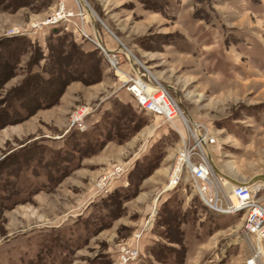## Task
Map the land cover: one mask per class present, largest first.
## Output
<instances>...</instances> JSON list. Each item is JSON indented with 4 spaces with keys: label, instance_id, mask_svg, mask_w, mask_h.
<instances>
[{
    "label": "rangeland",
    "instance_id": "1",
    "mask_svg": "<svg viewBox=\"0 0 264 264\" xmlns=\"http://www.w3.org/2000/svg\"><path fill=\"white\" fill-rule=\"evenodd\" d=\"M62 1L71 22L35 31L59 0H0V40L21 38L0 84V264H118L135 247L126 264H243L257 247L264 264L242 212L206 208L187 171L168 185L185 141L224 193L256 183L264 200V0ZM122 74L165 91L172 122Z\"/></svg>",
    "mask_w": 264,
    "mask_h": 264
},
{
    "label": "built area",
    "instance_id": "2",
    "mask_svg": "<svg viewBox=\"0 0 264 264\" xmlns=\"http://www.w3.org/2000/svg\"><path fill=\"white\" fill-rule=\"evenodd\" d=\"M75 15L73 10L67 8L65 3L59 0V6L55 11L44 19L35 21L31 27L37 31L55 27L60 23H70L71 18ZM82 15L80 13V16ZM79 30L82 31L84 37H89L86 31L81 30V28ZM96 45L106 54L108 53L102 46L97 43ZM108 59L111 65L117 68L116 55L108 54ZM123 76L125 77L124 84L126 85V89L131 93L138 105L155 115L163 117L166 121L172 122L177 116L178 109H176L175 104L174 108H170L166 100L172 101V99L165 91L160 89L149 90L148 83L142 78L131 77L127 74H122ZM159 94L161 95L160 98L157 97ZM86 113L84 110L75 112L73 121H80ZM195 127L197 128L196 125H194ZM194 156L197 157V160H194ZM123 170L124 166H116L114 172L118 173ZM184 171L190 174L195 193L206 208L223 214L242 212L244 231L252 233L258 241L264 238V201L259 195L261 185L250 182H234L231 184L230 192L227 190L224 193V185L213 176L212 167L205 159L204 154L201 155L194 145H188L185 141H183L177 151V156L169 174L168 185L172 187L176 185ZM109 179L108 177H104V179L100 180L98 186L102 192H109L111 181ZM151 217L145 222L146 230L152 225L153 218ZM140 235L141 232L135 236L139 237ZM260 254V248L257 247L245 258L243 264H260ZM138 255L139 251L136 247L130 249L122 248L118 256V264H126L129 261H133Z\"/></svg>",
    "mask_w": 264,
    "mask_h": 264
},
{
    "label": "trees",
    "instance_id": "3",
    "mask_svg": "<svg viewBox=\"0 0 264 264\" xmlns=\"http://www.w3.org/2000/svg\"><path fill=\"white\" fill-rule=\"evenodd\" d=\"M52 31H56L57 33V30L56 28H53ZM55 33V32H54ZM18 40H21V38H8V39H4L3 41H1L0 43V48L3 49V53L0 52V84L4 83L5 81H7V79L9 78V74L6 72V69L10 66V63H11V60L14 59V56H15V52H14V49L17 48V45L15 44ZM97 50V49H96ZM98 51V50H97ZM33 85L34 87L31 86L32 89L35 90L36 92V89H35V86H38L39 85V82L37 83L36 81L33 82ZM47 98L45 100H40L39 104H41V102H45V104L47 103H50L52 101V98L49 99V97L52 96V94L50 93L49 96L48 95H45ZM15 104L14 101H12L9 106H13ZM22 107L23 105L20 104ZM24 108V107H23ZM6 114L7 116H10L11 114V111L7 110L6 111Z\"/></svg>",
    "mask_w": 264,
    "mask_h": 264
},
{
    "label": "bare ground",
    "instance_id": "4",
    "mask_svg": "<svg viewBox=\"0 0 264 264\" xmlns=\"http://www.w3.org/2000/svg\"><path fill=\"white\" fill-rule=\"evenodd\" d=\"M77 2H78V0H76ZM79 1H81V2H83V0H79ZM84 3V2H83ZM85 8H86V6H85ZM88 11H90V9H88ZM160 94L157 96L158 98H160ZM168 103H169V106H170V108L172 109V108H174V102H172V101H169V100H166ZM176 107V109H177V106H175ZM260 248V247H259Z\"/></svg>",
    "mask_w": 264,
    "mask_h": 264
},
{
    "label": "crops",
    "instance_id": "5",
    "mask_svg": "<svg viewBox=\"0 0 264 264\" xmlns=\"http://www.w3.org/2000/svg\"><path fill=\"white\" fill-rule=\"evenodd\" d=\"M230 181L232 180V179H229ZM233 182H239V181H235V180H233ZM263 200V199H262ZM264 201V200H263Z\"/></svg>",
    "mask_w": 264,
    "mask_h": 264
}]
</instances>
